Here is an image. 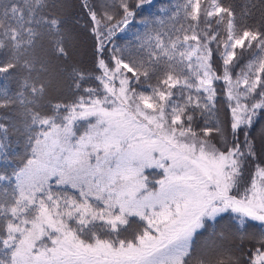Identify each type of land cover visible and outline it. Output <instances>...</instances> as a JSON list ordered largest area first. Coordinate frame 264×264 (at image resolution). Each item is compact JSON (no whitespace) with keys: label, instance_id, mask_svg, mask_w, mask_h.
<instances>
[{"label":"snow or ice","instance_id":"1","mask_svg":"<svg viewBox=\"0 0 264 264\" xmlns=\"http://www.w3.org/2000/svg\"><path fill=\"white\" fill-rule=\"evenodd\" d=\"M152 5L0 0V264H264V0Z\"/></svg>","mask_w":264,"mask_h":264},{"label":"trees","instance_id":"2","mask_svg":"<svg viewBox=\"0 0 264 264\" xmlns=\"http://www.w3.org/2000/svg\"><path fill=\"white\" fill-rule=\"evenodd\" d=\"M166 2H167V0H153V5L150 8L149 7H146L144 9V14H147L149 10L150 11H153V12L156 11L157 6H159L161 4H164ZM134 27H140L138 21L137 22H134ZM122 35H124L125 38H130L131 33L129 32V33H125V34H122Z\"/></svg>","mask_w":264,"mask_h":264}]
</instances>
